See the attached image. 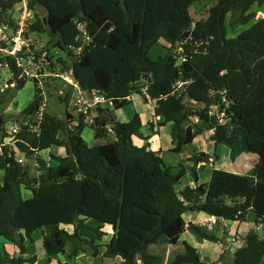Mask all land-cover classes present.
Instances as JSON below:
<instances>
[{"label": "trees", "instance_id": "obj_1", "mask_svg": "<svg viewBox=\"0 0 264 264\" xmlns=\"http://www.w3.org/2000/svg\"><path fill=\"white\" fill-rule=\"evenodd\" d=\"M9 1L0 0V24L8 21L14 27L10 19L14 3ZM26 1L34 15L27 34L52 36L53 49L65 55L56 63L61 71L70 69V78L83 92L103 97L114 111L127 106L133 95L149 96L157 126L171 124L170 151L175 154L192 144L204 127L213 132L210 141L215 146L232 150L238 139L233 131L243 130L244 146L257 160L247 175L213 170L207 185L179 191L186 170L165 166L161 151L150 149L155 125L146 126L144 134L137 113L128 122H117L109 109L100 108L90 124L94 139L105 140L110 129L115 140L88 146L81 137L82 115L66 112V121L60 123L45 112L38 137L22 129L15 144L18 151L6 148L0 153V245H14L20 253H0V264H35L37 256L24 255L37 231L48 262L64 255L77 258L84 248L96 256L107 236L105 225L111 226L112 235L102 245V255L120 259L119 264H164L163 257L149 252L164 237L170 246L184 247L166 264H205L194 247L180 242L185 214L195 211L244 222L252 212L255 223L264 221V15L257 17V12L264 13V0H206L209 5L197 20L190 9L205 0ZM37 5L47 10L46 25L36 13ZM77 23L84 25L91 41H80ZM245 26L227 37V30ZM187 32L188 38L180 39ZM160 41L167 51L152 58L149 53ZM179 44L188 56L186 63L177 64L173 58ZM9 67L17 73L12 58ZM177 80L187 82L181 93L173 88ZM24 84L19 81L18 89ZM33 85L32 101L17 115L5 116L0 107V135L5 134L7 120L27 117L38 107L42 95ZM185 96L195 102L193 107L183 103ZM212 105L225 111V123L208 116ZM193 117L201 127L192 125ZM134 139L144 144L137 146ZM52 147L63 148L65 154L49 153L52 161L46 167L37 153ZM23 154L36 155L41 168L36 177L16 163L15 157ZM207 157L197 153L188 160L197 165ZM23 191L30 196L25 198ZM193 231L217 241L212 232L196 226ZM242 238L240 248L231 245L232 264H262L264 238L255 232Z\"/></svg>", "mask_w": 264, "mask_h": 264}, {"label": "rangeland", "instance_id": "obj_2", "mask_svg": "<svg viewBox=\"0 0 264 264\" xmlns=\"http://www.w3.org/2000/svg\"><path fill=\"white\" fill-rule=\"evenodd\" d=\"M208 5H209V1L205 0L199 3H195L191 7L190 13L193 16L194 20H197L202 17L201 11L202 10L204 11V9L208 7ZM11 14H13L12 15L13 19H16L19 15V13L16 12L15 10L11 12ZM263 15L264 13L257 12V17H262ZM228 17L229 16L226 17V23L229 21ZM246 27L247 26H245L244 28L241 27L235 31L227 30V33H228L227 37L234 36L236 32H239L240 30H243ZM29 36L33 41L37 42V46L44 47V48L48 47L49 48L48 50L51 52V55L52 56L54 55V57L52 58V63L54 64V68L55 66L57 67L53 69L55 70L54 73H56L58 77L49 78L45 76V78L41 80L44 84L43 86H44V96H45V101H46L47 115L53 116L60 123H64L66 121V112L71 113L72 116H75V112L70 106V99L72 97V89L68 86V84H66L65 81H63L61 77H59V75H62V76L66 75L68 73V68L64 71H61V69L59 68L60 67L59 64L56 63V58L60 56L65 57V55L63 54L57 55L56 53L57 50L53 49L52 44L50 43V40L52 39V36L50 34L30 33ZM56 40L57 39L55 38L54 41ZM165 47H166L165 43L157 44L149 53L150 56L152 58H157L158 56L163 55L167 51L166 50L167 47L166 48ZM50 70L51 68L47 67L45 69V73L49 72ZM8 77H9L8 73H6L4 69H0V107L3 110V114L5 116L10 117V116L16 115L17 113L21 112L23 109H25L30 104V102L33 99L34 85L31 81H27L25 82L23 88L18 89L17 85H14V86L6 85ZM64 92L68 93L69 95L68 97H66L67 98L66 101H62L63 97L61 94ZM183 103L190 107L194 106L192 101L186 96L183 99ZM100 107H102V110L109 109L108 111L112 115L113 113L116 112L110 106H108V103L101 104ZM147 107L149 106L146 104L143 96L133 95L131 97V102L127 106H125L123 109H125L129 113L132 112L133 114L135 113L134 112L135 110L138 112V110L139 111L141 110L140 108L147 109ZM123 109L119 110L118 112L119 115L123 113ZM149 116H150V113H149ZM144 118L146 121V117ZM119 119L117 120L119 121ZM84 124H85V127L83 128L81 132V137L83 138V140L86 142L88 146H93L95 143H99V142L103 143V142H113L114 141V135L112 134L110 129H108V133H107L105 140H100V141L95 140L93 136L92 126L87 123V119L84 120ZM194 125H197V124H194ZM5 126L7 129H10L12 126V122L10 120H7ZM169 126L170 124L168 125V127ZM198 126L201 127V124L198 123ZM164 129L165 130L168 129V133H170V128H164ZM202 129H204L203 134L201 136H198L197 142H195L194 145H188L187 147L188 152L185 151L179 155L168 152V150H170L171 148V144L161 134L162 141L164 140L162 142V145H160V148H162V151H163L161 155V159L164 165L167 166L168 164H170L169 166H171V164L175 162L178 157L181 160L183 159L185 160L187 154L189 155L191 154L190 156H192L193 152L192 153L190 152L194 150L193 148L198 147L201 144L200 141L201 142L207 141L206 137L208 135L207 133L209 132V130L207 129L205 130L204 127ZM233 135H236L238 137L234 145V150L224 145H216V146L212 145L210 148L209 146H206L207 143L204 142L203 144L204 149H201V150H203L205 154L207 153L208 157L203 159V161L208 160L209 158L208 154H212L211 157L213 159H214L213 156L217 154L220 157V161H219V166H216L215 168L218 169V168H221V166H223L224 164H226L228 160L230 159V157L232 156V159H234L235 163L228 170L232 171L233 168L238 167V172L240 174H246L247 172L249 173L251 170L250 162H251L252 156L251 154L247 152L244 146L245 133L243 130H235L233 131ZM157 139L158 138H154L153 143L149 142L150 143L149 146L153 150L156 149L157 146L160 144L159 139L158 140ZM134 144L142 146L144 143L138 139H134ZM49 153H51L52 155H58V156H63L65 154L63 148L52 147L47 153L46 152L39 153L37 157L43 160L44 162L47 161V163H49L48 162V158L50 155ZM34 160L35 158L34 156H32L31 159L26 164L27 172L30 177H36L38 173H40L38 172V169L40 167L39 168L37 167L36 162ZM187 162H189L188 159L185 160V163ZM181 167H183V165H181ZM42 170L43 171L46 170V167L43 166ZM210 170H211L210 167L206 169V173H204V175L201 176V182L205 184L209 183L210 175H206L205 177V174H209ZM1 177H2V173L0 172V180H1ZM190 179L193 180L192 176ZM177 188L178 189L181 188L180 184L177 186ZM23 196L25 198H28L30 196V193L28 191H23ZM201 215H202L200 216L201 219L199 220L205 221L207 215H205L204 213H201ZM244 220L245 221L242 223V226L244 229L245 228L248 229L250 227L254 228L255 219H254V215L252 214V212H248ZM89 223L93 224L94 222L89 221ZM228 225H229L228 229L225 230L223 233L219 231L217 227L214 229L212 233L216 237L217 241H210V240L201 238L193 234L198 241V243L195 242L197 244L196 250L200 254L201 261H203V263L205 264H232V253L230 252V250L232 249V246L227 243L226 239L236 236L235 228L238 225V221H229ZM65 228L68 229L69 231H72V227H65ZM103 231L107 233V236H105L102 242L100 243L101 246L98 247V250H97L98 254L96 256L93 255V250L84 248L81 256L77 258L67 260L66 255H64V256H59V257H53L48 262L45 256V252L43 250L42 237L38 231L33 234V240H34L33 244H27L28 250L26 252V255L24 256L35 255L37 256V261L39 257L40 262L38 261L35 264H59V262H63V260H67L68 264H119L121 262L120 259L118 258L108 259V258H104L103 255H101L103 254L102 252L104 251V247L102 245L108 243V241L110 240V236L112 235V228L109 225H105L103 228ZM201 231L204 232L203 230ZM242 235L244 236L245 233H243ZM257 235L261 236L262 231H258ZM180 242H184V241H180ZM3 252L8 253L9 255H20L19 250L17 249L16 246L2 242L0 245V253H3ZM149 252H151L153 255H158V256L163 257L164 264H166L167 262L172 261L176 255L182 254L184 252V247H183V244L181 243H179L176 246H170L166 238L164 237L160 239L159 245L154 246L153 248H149ZM43 259L46 260V262ZM262 264H264V262Z\"/></svg>", "mask_w": 264, "mask_h": 264}, {"label": "built area", "instance_id": "obj_3", "mask_svg": "<svg viewBox=\"0 0 264 264\" xmlns=\"http://www.w3.org/2000/svg\"><path fill=\"white\" fill-rule=\"evenodd\" d=\"M19 13L16 19L10 17L13 22V26L8 24V21H3L0 24V69H4L6 73H8L9 77L7 79L6 85L14 86L17 85L19 81H31L35 84L36 88L41 91V101L38 107L35 109L33 114L28 115L27 117H22L16 121H11L12 126L10 129H7L4 126V133L0 135V153L8 148L12 149L15 152L18 151L15 147V144L19 141L17 136L20 134L22 129L31 137H38L40 134V126L44 119V113L46 112V101L44 96V84L41 79L45 78V76L58 77L55 72V66L51 61L53 57L51 52L44 47L37 46V42L33 41L30 38V34H27L30 26L34 23V15L32 11L28 8L26 0H17L14 3L13 11ZM12 11V12H13ZM77 27L80 31V41L89 42L90 37L88 36L84 25L77 23ZM3 45H2V44ZM58 51V50H57ZM57 55L62 54L61 51H58ZM79 51V50H78ZM173 58L176 59V63H186L188 60V56L184 53V49L182 48V44H179L172 51ZM78 53V52H77ZM12 58L14 60L15 68L17 69V73H13L10 71L9 67V59ZM50 67L51 70L45 73V69ZM54 68V69H53ZM53 69V70H52ZM70 69H68V73L64 76L59 75L63 79V81L68 84V86L72 89V97L70 99V106L74 110L75 115H82L85 119H87L88 124H94V119L98 114V110L101 104L110 103L105 101L103 97L94 94V93H85L83 92L78 84L70 78ZM187 82H182L181 80H177L173 88L177 93H181L184 91V87ZM65 93V92H64ZM62 93L63 99L66 96V93ZM148 103H153L149 96L145 97ZM192 101V100H191ZM221 101L226 105V91H222L221 93ZM195 105V102L192 101ZM200 108H204L202 105ZM18 114V113H17ZM16 114V115H17ZM207 114L210 117H214L218 124L225 123V111L219 109V105H212L207 108ZM84 119V120H85ZM192 124H198L199 119L197 117L191 118ZM44 153V152H38ZM47 153V152H46ZM37 167L40 165L37 161L36 155L34 156ZM31 158L25 156V154L20 155L19 157H15V161L17 164L21 166H26L28 161ZM52 159L48 158V162L45 161V166L48 167L51 164ZM229 220H226L221 217L216 216H208L205 221H200L195 224L196 227H199L201 230L205 232H213L217 227L219 231L222 233L228 229ZM243 222L238 221V225L235 228L236 236L227 238L226 241L228 244L232 245H242L243 238L242 234H249V232L257 233L258 231H262L261 238H264V221H258V223L254 222V228L244 229L242 226ZM242 226V227H241ZM250 233V234H251ZM239 235V236H237Z\"/></svg>", "mask_w": 264, "mask_h": 264}, {"label": "crops", "instance_id": "obj_4", "mask_svg": "<svg viewBox=\"0 0 264 264\" xmlns=\"http://www.w3.org/2000/svg\"><path fill=\"white\" fill-rule=\"evenodd\" d=\"M242 28H244V27H242ZM159 43H164L163 41H160ZM166 45V44H165ZM167 46V45H166ZM144 98V97H143ZM144 100H145V102H146V104L149 106V107H147V109H143V108H140L141 110L139 111L138 110V112L135 110L134 112L135 113H137L139 116H140V119H141V123H142V126H143V133L144 134H148L146 131H145V129H146V126H148L149 124H151V123H153L155 126H154V128H153V130H152V133H153V135L151 136V138L148 140V143L150 142V143H153V139L154 138H158L159 139V141H160V144L157 146V148L156 149H151V150H153V151H158V150H160L161 151V155H162V153H163V151H162V148H160V145H162V142L164 141H162V136L163 137H165L167 140H168V142L171 144V138H170V136H169V133H168V129L167 130H165L164 128H171V124H170V126L168 127V125L169 124H167V125H164V126H162V127H158L157 126V123H158V120H159V118H155L154 117V115H153V110H154V104L153 103H148L147 102V99L146 98H144ZM109 106V105H108ZM188 106V105H187ZM111 107V106H110ZM129 107V106H128ZM193 107V106H192ZM119 110L118 111H116L115 113H113V118H114V120L115 121H117V122H128L131 118H132V116L135 114V113H133L132 114V112L131 113H129L128 111H126L125 109H123V113H121L120 115H119ZM150 113V116H149V113ZM148 114V115H147ZM144 117H146V121H145V118ZM120 118V119H119ZM117 119H119V121L117 120ZM149 119V120H148ZM211 130H209V132L207 133L208 135H207V137H206V139H207V141H203V142H201L200 141V145L198 146V147H194L193 149L194 150H192L190 153H192V156L194 155V154H197V153H205L203 150H201V149H204V142L205 143H207L206 144V146H209L210 148H211V146L212 145H214L213 144V142H211L210 141V136L212 135V132H210ZM161 134H162V136H161ZM203 134V132L199 135V136H201ZM157 139V140H158ZM197 139H198V136L193 140V142H192V144H189V145H194V143L195 142H197ZM114 140H115V138H114ZM150 143H149V145H150ZM137 146H139V145H137ZM173 147V145L171 144V148ZM188 145L184 148V150L181 152V153H183V152H188ZM170 148V149H171ZM216 150V149H215ZM168 152L169 153H173V152H171L170 150H168ZM180 153V154H181ZM173 154H175V153H173ZM207 154V153H206ZM161 155H160V157H161ZM177 155H179V154H177ZM191 155V154H190ZM189 154H187L186 155V158H185V160L186 159H189L191 156H190ZM209 155V158H208V160L207 161H203V162H199L197 165H194V163L192 162V161H189V162H187V163H185V160L183 159V160H181L179 157L176 159V161L175 162H173L172 164H171V166H169L170 164H168L167 165V167H180L181 165H183V167H184V169L186 170V172H185V175L183 176V178L181 179V181H180V186H181V188L180 189H178L179 191L180 190H183L184 188H186V187H194L195 185H207V184H205V183H203V182H201V176H203L204 175V173H206V169L207 168H211V170H210V172H209V174H205V177H206V175H210L211 176V173H212V171L213 170H224V171H228V172H231V173H234V174H239V175H247V173L246 174H240L239 172H238V167H236V168H233L232 169V171L231 170H228L229 168H231V166L232 165H234V163H235V161H234V159H232V156L230 157V159L228 160V162L226 163V164H224L223 166H221V168H215L216 166H219V161H220V157L216 154H214L215 156H213L214 157V159L211 157L212 156V154H208ZM252 156V159H251V170H252V168H253V165H255V163H256V157L255 156H253V155H251ZM191 168H194V172H192V171H190V169ZM250 170V171H251ZM250 173V172H249ZM248 173V174H249ZM190 174V175H189ZM191 176H192V178H193V180L192 179H190L191 178ZM209 179V178H208ZM207 183H208V181H207ZM200 216H202L201 215V213L200 212H192V213H187V214H185V216H184V218H185V222H186V226H185V230H184V232H183V234H182V236H181V238H180V241H184V242H186V243H188V244H190L192 247H194L195 249H197V244L196 243H198V241H197V239L195 238V236L193 235L194 234V231H193V228L195 227V224L196 223H198V222H200V220L199 219H201L200 218ZM202 221V220H201ZM252 232V231H251ZM251 232H249V234L251 233ZM245 236V235H244ZM197 237V236H196ZM196 242V243H195ZM232 251V249L230 250V252ZM103 253V252H102ZM102 255V254H101ZM43 258H44V256H43ZM44 260V259H43ZM67 260H69V259H67ZM67 260H63V262H61V263H66V264H68L67 262ZM38 261L40 262V259H39V257H38ZM37 261V262H38ZM42 261V260H41ZM45 262H46V260H44Z\"/></svg>", "mask_w": 264, "mask_h": 264}, {"label": "water", "instance_id": "obj_5", "mask_svg": "<svg viewBox=\"0 0 264 264\" xmlns=\"http://www.w3.org/2000/svg\"><path fill=\"white\" fill-rule=\"evenodd\" d=\"M36 13L38 14V16L42 19L44 25H46V15H47V10L41 6V5H37L35 7ZM190 35V32H187L186 34H183L180 39H186L188 38V36ZM9 84V82L7 83ZM235 248H240L241 245H234Z\"/></svg>", "mask_w": 264, "mask_h": 264}, {"label": "flooded vegetation", "instance_id": "obj_6", "mask_svg": "<svg viewBox=\"0 0 264 264\" xmlns=\"http://www.w3.org/2000/svg\"><path fill=\"white\" fill-rule=\"evenodd\" d=\"M17 0H12V1H9V2H12V3H15Z\"/></svg>", "mask_w": 264, "mask_h": 264}, {"label": "clouds", "instance_id": "obj_7", "mask_svg": "<svg viewBox=\"0 0 264 264\" xmlns=\"http://www.w3.org/2000/svg\"><path fill=\"white\" fill-rule=\"evenodd\" d=\"M102 109V108H101Z\"/></svg>", "mask_w": 264, "mask_h": 264}]
</instances>
